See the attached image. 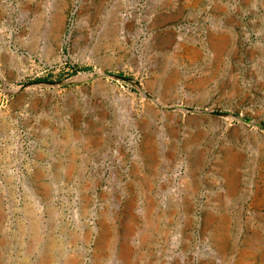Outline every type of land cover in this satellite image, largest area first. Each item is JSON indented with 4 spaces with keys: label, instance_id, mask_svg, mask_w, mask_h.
<instances>
[{
    "label": "rangeland",
    "instance_id": "374dc122",
    "mask_svg": "<svg viewBox=\"0 0 264 264\" xmlns=\"http://www.w3.org/2000/svg\"><path fill=\"white\" fill-rule=\"evenodd\" d=\"M249 263L264 0H0V264Z\"/></svg>",
    "mask_w": 264,
    "mask_h": 264
},
{
    "label": "bare ground",
    "instance_id": "6f19581e",
    "mask_svg": "<svg viewBox=\"0 0 264 264\" xmlns=\"http://www.w3.org/2000/svg\"><path fill=\"white\" fill-rule=\"evenodd\" d=\"M148 95V94H147ZM149 97V96H148ZM248 252V251H247ZM249 257H251V256H249ZM242 258V257H241ZM248 258V257H247ZM246 259V258H245ZM242 261V260H241ZM244 262H245V260H244ZM249 262V261H248ZM250 264V263H249Z\"/></svg>",
    "mask_w": 264,
    "mask_h": 264
},
{
    "label": "water",
    "instance_id": "95a60500",
    "mask_svg": "<svg viewBox=\"0 0 264 264\" xmlns=\"http://www.w3.org/2000/svg\"><path fill=\"white\" fill-rule=\"evenodd\" d=\"M76 2H78V1H76ZM75 11L77 10V7L75 6V9H74ZM126 81H128V80H126Z\"/></svg>",
    "mask_w": 264,
    "mask_h": 264
},
{
    "label": "trees",
    "instance_id": "16d2710c",
    "mask_svg": "<svg viewBox=\"0 0 264 264\" xmlns=\"http://www.w3.org/2000/svg\"><path fill=\"white\" fill-rule=\"evenodd\" d=\"M38 81H42V80H38Z\"/></svg>",
    "mask_w": 264,
    "mask_h": 264
}]
</instances>
